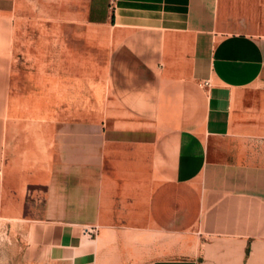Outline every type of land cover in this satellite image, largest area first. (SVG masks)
Returning <instances> with one entry per match:
<instances>
[{
    "label": "crops",
    "instance_id": "crops-1",
    "mask_svg": "<svg viewBox=\"0 0 264 264\" xmlns=\"http://www.w3.org/2000/svg\"><path fill=\"white\" fill-rule=\"evenodd\" d=\"M163 1L159 27L184 37L113 20L127 0L86 2L92 67L73 74L93 76L91 96L61 100L48 161L23 175L44 189L32 234L47 264H264V34L234 30L219 0H184L181 19L180 0ZM30 3L0 0V13ZM13 23L0 21L2 61ZM30 86L2 64L0 161L9 133L13 162L29 136L4 123V93Z\"/></svg>",
    "mask_w": 264,
    "mask_h": 264
},
{
    "label": "rangeland",
    "instance_id": "rangeland-1",
    "mask_svg": "<svg viewBox=\"0 0 264 264\" xmlns=\"http://www.w3.org/2000/svg\"><path fill=\"white\" fill-rule=\"evenodd\" d=\"M183 1L180 0V19ZM86 2L35 0L34 4L21 5L18 11L0 13V21L15 22L4 29L12 39L10 53L6 56L8 59H0V67L4 63L11 68L28 69L30 80L34 79L31 91L4 93V123L15 127L17 137L21 133L29 136L18 139L20 154L15 162L10 160L14 156L11 148L16 139L10 138L9 133L3 141L5 152L0 161V264H47V253L39 247L37 238L32 234L34 221L40 214L44 189L42 185L35 184L24 190L26 179L23 175L28 169L44 168L48 161L49 149L45 137L54 132L55 123L60 119L61 100L64 104L75 105L84 95L91 96L93 76L73 74L77 68L92 67L91 60L84 59L86 55L82 52L84 42L91 40L90 29L80 23L86 19ZM125 4L117 12H112L113 20H135L154 25L145 30L157 41H163V37L164 41H168L167 37L172 35L184 37L181 29L172 34L171 30L159 27L167 19L165 1L127 0ZM218 17L234 23V30L264 34V0H219ZM66 110L69 115L85 108L69 107ZM32 148L36 161L23 162L28 158L26 155L32 157ZM252 151L257 153L253 148ZM30 179L39 180L36 177Z\"/></svg>",
    "mask_w": 264,
    "mask_h": 264
},
{
    "label": "built area",
    "instance_id": "built-area-1",
    "mask_svg": "<svg viewBox=\"0 0 264 264\" xmlns=\"http://www.w3.org/2000/svg\"><path fill=\"white\" fill-rule=\"evenodd\" d=\"M205 84H208V82H205Z\"/></svg>",
    "mask_w": 264,
    "mask_h": 264
}]
</instances>
